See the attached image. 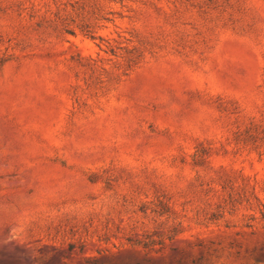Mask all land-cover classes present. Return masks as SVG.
Listing matches in <instances>:
<instances>
[{
  "label": "rangeland",
  "instance_id": "rangeland-1",
  "mask_svg": "<svg viewBox=\"0 0 264 264\" xmlns=\"http://www.w3.org/2000/svg\"><path fill=\"white\" fill-rule=\"evenodd\" d=\"M94 258L264 264V0H0V264Z\"/></svg>",
  "mask_w": 264,
  "mask_h": 264
},
{
  "label": "trees",
  "instance_id": "trees-1",
  "mask_svg": "<svg viewBox=\"0 0 264 264\" xmlns=\"http://www.w3.org/2000/svg\"><path fill=\"white\" fill-rule=\"evenodd\" d=\"M246 137L252 138L254 135L251 130L246 131L245 133ZM206 153L205 148H196L194 154L192 155V164L194 166H201L203 162V156ZM149 208H142L141 212H146ZM152 213L158 214L159 216L166 215L168 213V209L165 207V205L162 204V202H159V209L158 208H150ZM133 246H139L142 247L144 250L153 251L155 247H159L158 252H161L164 249V241L162 238H145L143 241L134 242L132 244ZM201 262V259L197 260H191L189 264H199ZM85 264H100L98 259H89L86 260ZM153 264V263H150ZM178 264H181V262H178Z\"/></svg>",
  "mask_w": 264,
  "mask_h": 264
}]
</instances>
